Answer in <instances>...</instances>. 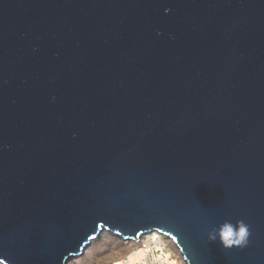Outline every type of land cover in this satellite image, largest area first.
Listing matches in <instances>:
<instances>
[{
	"label": "water",
	"instance_id": "1",
	"mask_svg": "<svg viewBox=\"0 0 264 264\" xmlns=\"http://www.w3.org/2000/svg\"><path fill=\"white\" fill-rule=\"evenodd\" d=\"M103 231L264 264V0H0V263Z\"/></svg>",
	"mask_w": 264,
	"mask_h": 264
},
{
	"label": "bare ground",
	"instance_id": "2",
	"mask_svg": "<svg viewBox=\"0 0 264 264\" xmlns=\"http://www.w3.org/2000/svg\"><path fill=\"white\" fill-rule=\"evenodd\" d=\"M102 233L105 234L106 232L103 231ZM147 234L148 235L144 234V236L141 235L142 237L140 236L137 240L129 239L123 241L124 239H122L121 242L115 244L116 246L111 244L113 247L109 249L112 250L118 247V251L111 253V255L110 253L106 255V261L109 260L108 264H185L180 252L170 238L159 235L157 232ZM101 240L104 241L105 244L106 242L107 244L110 243V235L107 240H103L102 238ZM151 240L154 243H150ZM151 244H155L154 248L151 247ZM172 246L174 247L173 252L176 256H173V253H171ZM84 251L85 250H83V252ZM155 251H157V254H155ZM74 258H77V256L71 259ZM73 263L69 262L68 264Z\"/></svg>",
	"mask_w": 264,
	"mask_h": 264
},
{
	"label": "rangeland",
	"instance_id": "3",
	"mask_svg": "<svg viewBox=\"0 0 264 264\" xmlns=\"http://www.w3.org/2000/svg\"><path fill=\"white\" fill-rule=\"evenodd\" d=\"M157 234H159V233H157ZM109 235H110V243L107 244V242H106V244H105V242L102 241L101 238L103 240H107ZM111 235L112 234L108 233V232H106L105 234H103L101 232L96 238H94L92 241H90L88 246L84 249L85 251L83 252V254L81 253V255L77 256V258L70 259V261H68L67 264L69 262L73 263L74 261L75 262L73 264H108L109 260L106 261V258H105V257H107L106 255L109 253L111 255V253H115L118 251V249H117L118 247L110 250L109 248L113 247V246H111V244L115 245V244H117V242L119 243L122 241L121 237L114 236V235H112V237H111ZM146 235H148V234H146ZM159 235H161V234H159ZM142 236H144V235H142ZM127 240L128 239L123 240V241H127ZM150 243H154V242L151 240ZM154 245L155 244H151V247L154 248ZM171 248H172L171 253H173V256H176L173 252L174 247L172 246ZM118 253H120V252H118ZM155 254H157V251H155ZM0 264H2V263H0Z\"/></svg>",
	"mask_w": 264,
	"mask_h": 264
},
{
	"label": "clouds",
	"instance_id": "4",
	"mask_svg": "<svg viewBox=\"0 0 264 264\" xmlns=\"http://www.w3.org/2000/svg\"><path fill=\"white\" fill-rule=\"evenodd\" d=\"M250 236L249 226L243 221L237 222L236 225L227 224L219 232L220 243L225 248L233 246H246ZM210 239H216V236L209 234Z\"/></svg>",
	"mask_w": 264,
	"mask_h": 264
}]
</instances>
